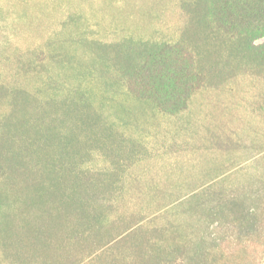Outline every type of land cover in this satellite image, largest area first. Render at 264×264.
Listing matches in <instances>:
<instances>
[{"label": "rangeland", "instance_id": "obj_1", "mask_svg": "<svg viewBox=\"0 0 264 264\" xmlns=\"http://www.w3.org/2000/svg\"><path fill=\"white\" fill-rule=\"evenodd\" d=\"M130 40L192 47L208 80L187 110L166 114L127 92L110 59ZM71 91L99 115L97 162L126 164V179L144 184L130 194L129 217L212 180L262 189L246 200L254 212L247 223L260 232L232 239L230 264H264V61L244 40L218 32L202 0H0V151L7 132L24 133L18 122L28 106L55 105ZM166 184L171 190H151Z\"/></svg>", "mask_w": 264, "mask_h": 264}, {"label": "trees", "instance_id": "obj_2", "mask_svg": "<svg viewBox=\"0 0 264 264\" xmlns=\"http://www.w3.org/2000/svg\"><path fill=\"white\" fill-rule=\"evenodd\" d=\"M202 5L218 32L244 40L264 61V42L256 43L264 38V0H202ZM114 51L110 60L127 92L166 114L187 110L208 80L183 40H130ZM72 93L55 105L51 100L28 106L30 116L18 122L24 133L4 136L0 264H230L232 239L260 232L247 223L254 212L246 200L248 193L259 197L263 190H232L218 180L175 198L164 195L155 209L145 206L139 218L129 217L130 194L142 192L144 184L126 179V164L97 162L104 139L99 115L87 98ZM151 190L166 192L171 185Z\"/></svg>", "mask_w": 264, "mask_h": 264}]
</instances>
